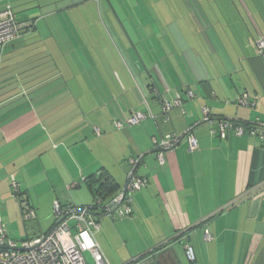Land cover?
I'll return each instance as SVG.
<instances>
[{
  "label": "crops",
  "instance_id": "0c3cea01",
  "mask_svg": "<svg viewBox=\"0 0 264 264\" xmlns=\"http://www.w3.org/2000/svg\"><path fill=\"white\" fill-rule=\"evenodd\" d=\"M175 4L180 18L165 22L162 35L154 32L158 39L152 37L153 47L161 45L156 46L160 58H149L145 66L150 78L134 76L145 74L135 57L126 60L136 80L130 89L119 82L114 67H107V73L116 78L105 102L97 98L95 80L85 77L103 64L102 55H86L96 60L90 67L78 53L79 65L73 67L54 35L32 34L36 28L23 29L7 46L0 69V197H6V183L10 190L13 174L38 217V203L43 202L39 192H49L53 202L65 203L72 197L76 204H91L94 189L85 177L105 170L123 187L128 159L142 156L138 173L149 182L134 193L132 215L104 218L95 233L104 256H111V246H143L135 250L141 251L135 257L160 246L175 264H186L185 245L190 244L197 256L191 264H264V143L247 135L211 136L210 126L201 122L203 108L213 117L247 125L264 122V53H258L256 45L264 35L260 7L250 0H181ZM122 70L131 80L128 71ZM188 89L194 91L193 99ZM245 92L256 107L237 104ZM177 94L182 105L164 113L163 100H173ZM56 107L64 108L59 114L63 130L55 129L61 134L54 131L59 121ZM135 110L151 111L156 117L130 125L126 120ZM116 120L124 127L118 128ZM192 126L199 147L188 150L184 138L166 151V164L159 166L152 151L153 138L184 133ZM61 154L69 165H55ZM43 157L51 162L42 166L44 173L36 170V162ZM83 184L88 193L71 191ZM206 230L212 240H205Z\"/></svg>",
  "mask_w": 264,
  "mask_h": 264
},
{
  "label": "rangeland",
  "instance_id": "374dc122",
  "mask_svg": "<svg viewBox=\"0 0 264 264\" xmlns=\"http://www.w3.org/2000/svg\"><path fill=\"white\" fill-rule=\"evenodd\" d=\"M180 1L181 0H0V10L3 7L12 8L18 21H27L34 24L32 29L35 30L34 28H36V31L32 34L42 36L50 35L51 37L54 35V38L58 41L59 47L66 53L70 61L67 62V64L71 63L73 67L79 65L78 53L85 58L84 60L88 64L90 62H96V60H88L86 55H90L91 52L102 55L103 64L105 63V65L102 64L100 67L97 66V69L94 70L90 68L91 74H86L85 77L89 80L92 78L95 80L93 88L97 86L95 92L97 98L103 97V101L105 102V100H109L112 94L111 86L113 85L114 78H116L115 75L107 73V67H111L110 69L114 67L115 70L119 72L117 79H119V82H121L126 89H130L131 85H136L134 76L138 79L149 77L145 66L150 62L149 58H151V60H155V57L160 58V50L156 49V46L157 44L161 45L157 43L156 46L153 47L154 44H152L151 40L155 38L158 39L156 34L159 35V33H161L162 35V31H164L162 25L165 22L167 23V21L169 22L172 19L180 18L181 13L179 12V6L175 4ZM168 7H170L171 10H169ZM173 22H176V20ZM154 32H156V34ZM167 37L169 38L171 36ZM164 38L165 37H163V40ZM69 40L71 42H69ZM132 57H135L143 67L145 71L143 76H131L126 60L131 62ZM57 61L60 62L59 59H57ZM158 63H160V60ZM83 67H85V65ZM122 68L128 71L129 78H132L131 80L126 78ZM96 71H100L102 74H94ZM98 79L102 81V86H100ZM102 87L103 90L100 92V88ZM104 108H106V106H104ZM54 109L55 118L59 120L54 123L55 131V129H62L63 127L62 115L59 114L64 108L56 107ZM98 110L101 112V108H98ZM39 112L41 111L39 110ZM47 119L48 118H46V121ZM46 125L49 126L50 123L47 122ZM55 133L61 134V131H55ZM60 147L63 148L64 145L61 144ZM45 159L46 157H43L36 162L38 163L36 170H42V173H44L43 171L45 169L42 166H49L51 163L48 161L49 159ZM65 163L69 165V162L65 160L63 155L55 159V165L58 167H63ZM19 174L21 173L19 172ZM8 186V183H6L4 188V195L6 197L4 200L0 197L5 202V208L1 210V217L10 237L21 245L24 240L47 232L53 225L55 220L52 212L53 201L49 198V192H39L42 194H39L38 198H43L41 199L43 202L38 203L40 204V209L38 211L39 217L34 221L27 222L23 219L20 203L13 197L11 186L10 190ZM71 188L72 192L88 193L85 184L79 189H75L74 187ZM67 191L68 190H66L65 195H69ZM33 196L34 198L37 197L36 195ZM1 199L0 203H3ZM92 199L93 198H91V200ZM66 201L65 203H76L73 201L72 197H68ZM138 247L143 246H111V256L108 257L105 255V260L108 264H125L132 257L140 254L141 251L139 252L137 250V252H135ZM177 248H179V246H177ZM184 261L186 264H191L185 257Z\"/></svg>",
  "mask_w": 264,
  "mask_h": 264
},
{
  "label": "built area",
  "instance_id": "2783aa9c",
  "mask_svg": "<svg viewBox=\"0 0 264 264\" xmlns=\"http://www.w3.org/2000/svg\"><path fill=\"white\" fill-rule=\"evenodd\" d=\"M31 22H20L16 19L12 8L0 10V69L4 62L5 50L9 44L18 39L23 29H32ZM258 53H264V36L257 42ZM188 96L193 99V90H187ZM240 106L256 107L257 103L251 99L247 92L240 95L237 100ZM181 95L173 100H163L164 113H169L174 107L181 106ZM148 117H156L151 111H133L126 122L130 125L142 123ZM201 122L210 126L211 136H219L222 139L230 134L237 136H252L264 143V122L257 121L256 124L247 125L235 119L224 117H213L208 108H203ZM118 128L124 127L121 120L114 121ZM99 134V129L96 128ZM186 138L188 150L193 151L199 147L198 138L193 131V126L184 133H169L166 136L152 140V151L157 164H166V151L177 147ZM142 156L130 157L127 161L129 170L127 182L123 187L109 198H104L96 193L91 204L79 205L76 203H62L55 200L52 204L54 223L47 232L26 239L21 245L10 237L2 221L0 203V264H108L105 256L95 238V233L100 230L102 220L124 219L133 213V195L148 185V178L138 173ZM87 177L84 178L86 181ZM10 186L13 197L20 202L23 219L27 222L37 219V210L30 203L28 196L22 193L21 184L13 174L10 175ZM205 240H212L213 235L209 230L205 231ZM163 248L157 247L149 252L132 258L125 264H157V259ZM187 259L194 263L197 259L194 247L185 245Z\"/></svg>",
  "mask_w": 264,
  "mask_h": 264
},
{
  "label": "trees",
  "instance_id": "16d2710c",
  "mask_svg": "<svg viewBox=\"0 0 264 264\" xmlns=\"http://www.w3.org/2000/svg\"><path fill=\"white\" fill-rule=\"evenodd\" d=\"M230 1L235 2V0H230ZM250 1L260 7L258 9V13L261 15V18L263 19L264 22V0H250ZM86 182L91 190L94 189L92 191L94 192V197L95 194L98 192L104 198H109L112 195H114L120 188L118 187V185H116L115 181L105 170H100L99 172H96L95 174L88 176ZM167 254L168 252L162 251V253L159 255V258L162 261L157 264H175L174 261L171 260V257Z\"/></svg>",
  "mask_w": 264,
  "mask_h": 264
},
{
  "label": "water",
  "instance_id": "95a60500",
  "mask_svg": "<svg viewBox=\"0 0 264 264\" xmlns=\"http://www.w3.org/2000/svg\"><path fill=\"white\" fill-rule=\"evenodd\" d=\"M162 260L160 258L157 259V263H160Z\"/></svg>",
  "mask_w": 264,
  "mask_h": 264
}]
</instances>
